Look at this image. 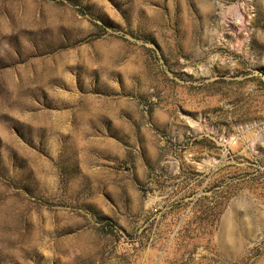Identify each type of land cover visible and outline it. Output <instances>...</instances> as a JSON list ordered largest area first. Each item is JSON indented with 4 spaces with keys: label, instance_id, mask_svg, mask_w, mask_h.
Returning a JSON list of instances; mask_svg holds the SVG:
<instances>
[{
    "label": "rangeland",
    "instance_id": "obj_1",
    "mask_svg": "<svg viewBox=\"0 0 264 264\" xmlns=\"http://www.w3.org/2000/svg\"><path fill=\"white\" fill-rule=\"evenodd\" d=\"M0 264H264V0H0Z\"/></svg>",
    "mask_w": 264,
    "mask_h": 264
}]
</instances>
